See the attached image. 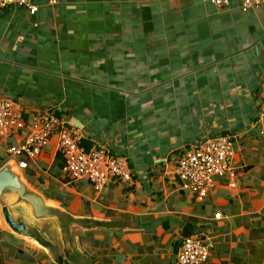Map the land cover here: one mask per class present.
Instances as JSON below:
<instances>
[{"label": "crops", "instance_id": "0c3cea01", "mask_svg": "<svg viewBox=\"0 0 264 264\" xmlns=\"http://www.w3.org/2000/svg\"><path fill=\"white\" fill-rule=\"evenodd\" d=\"M33 3L36 12L0 8V96L28 123L0 138V167L27 162L24 177L49 203L95 224L73 229L66 254L54 223L42 225L46 248L0 221V264H180L186 227L210 250L195 264H264V4ZM44 114L77 129L87 150L124 157L131 180L111 178L101 190L73 180L58 133L34 156L10 152ZM217 136L232 141L230 171L201 197L177 163Z\"/></svg>", "mask_w": 264, "mask_h": 264}, {"label": "built area", "instance_id": "2783aa9c", "mask_svg": "<svg viewBox=\"0 0 264 264\" xmlns=\"http://www.w3.org/2000/svg\"><path fill=\"white\" fill-rule=\"evenodd\" d=\"M48 5H56L58 0H44ZM218 7H224L231 0H207ZM243 11L259 7L264 0H239ZM21 6L30 12L38 11L33 0H0V8ZM257 123L264 133V95L257 116ZM28 123L24 119L21 106L6 96H0V138L11 133L22 131ZM27 143L18 149L10 148L12 153H29L34 156L44 148L54 133L59 135V152L64 159V169L73 180L86 179L101 190L111 178L122 181L131 180V170L127 160L104 148L87 150L82 145V134L75 128H70L60 118L52 114L35 116ZM232 141L227 136L208 138L199 145L186 149L180 157L176 172L184 185L205 197L213 178L230 171ZM21 168L27 167V162L19 163ZM219 216V215H218ZM207 244L199 236L185 237L182 241L178 261L180 264H195L204 262L209 256Z\"/></svg>", "mask_w": 264, "mask_h": 264}, {"label": "water", "instance_id": "95a60500", "mask_svg": "<svg viewBox=\"0 0 264 264\" xmlns=\"http://www.w3.org/2000/svg\"><path fill=\"white\" fill-rule=\"evenodd\" d=\"M0 221L17 237L33 240L46 248L52 244L44 236L42 225L52 222L59 229L66 254H70L72 249L73 229L89 228L95 224L49 203L26 180L19 163L13 160L0 167ZM190 228H185L186 237L192 234Z\"/></svg>", "mask_w": 264, "mask_h": 264}]
</instances>
